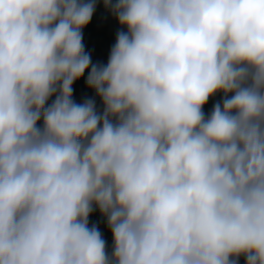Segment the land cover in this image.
<instances>
[{
	"label": "clouds",
	"instance_id": "obj_1",
	"mask_svg": "<svg viewBox=\"0 0 264 264\" xmlns=\"http://www.w3.org/2000/svg\"><path fill=\"white\" fill-rule=\"evenodd\" d=\"M98 2L0 0V264H264V0Z\"/></svg>",
	"mask_w": 264,
	"mask_h": 264
},
{
	"label": "rangeland",
	"instance_id": "obj_2",
	"mask_svg": "<svg viewBox=\"0 0 264 264\" xmlns=\"http://www.w3.org/2000/svg\"><path fill=\"white\" fill-rule=\"evenodd\" d=\"M111 12L105 9L102 0L97 3L96 10L90 23L83 29V43L88 45L102 46L107 43H115L116 34L122 30L120 25H115L111 19ZM126 30V29H123ZM220 99V95H217L209 101L205 106L204 111L209 113L216 100ZM94 216L102 217L98 210L92 213ZM104 239L107 242L109 250L111 249L112 239Z\"/></svg>",
	"mask_w": 264,
	"mask_h": 264
},
{
	"label": "trees",
	"instance_id": "obj_3",
	"mask_svg": "<svg viewBox=\"0 0 264 264\" xmlns=\"http://www.w3.org/2000/svg\"><path fill=\"white\" fill-rule=\"evenodd\" d=\"M115 25H119L117 19L114 15H111L110 19ZM115 43H107L102 46L88 45L85 44L86 52L91 54V59L94 64L105 65L108 61L110 50ZM86 76L82 77L80 80L76 81L73 85V99L76 102H82L86 97H95V93L89 89L86 85ZM97 107H101V102L99 98H96ZM89 223L96 224L101 231L102 235L106 236L108 239H112L111 232L107 227L106 220L104 217L94 216L93 214L89 217ZM240 264H244V259L241 257Z\"/></svg>",
	"mask_w": 264,
	"mask_h": 264
}]
</instances>
